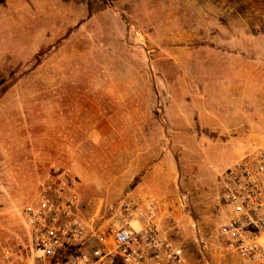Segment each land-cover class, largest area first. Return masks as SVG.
<instances>
[{"label":"rangeland","instance_id":"obj_1","mask_svg":"<svg viewBox=\"0 0 264 264\" xmlns=\"http://www.w3.org/2000/svg\"><path fill=\"white\" fill-rule=\"evenodd\" d=\"M261 104L264 0H0V244L40 264L23 212L56 162L79 179L86 222L148 196L187 264H236L219 177L264 145L227 127L246 122L241 105L264 121ZM114 105L136 124L72 150L59 138L75 111L91 123ZM79 145L86 163L67 165Z\"/></svg>","mask_w":264,"mask_h":264},{"label":"built area","instance_id":"obj_2","mask_svg":"<svg viewBox=\"0 0 264 264\" xmlns=\"http://www.w3.org/2000/svg\"><path fill=\"white\" fill-rule=\"evenodd\" d=\"M225 220L218 236L236 264H264V145L240 155L219 177ZM79 179L51 165L35 204L23 212L29 249L40 264H187L158 229L148 196L124 199L97 223L78 213ZM0 264H26L19 246L0 244Z\"/></svg>","mask_w":264,"mask_h":264},{"label":"crops","instance_id":"obj_3","mask_svg":"<svg viewBox=\"0 0 264 264\" xmlns=\"http://www.w3.org/2000/svg\"><path fill=\"white\" fill-rule=\"evenodd\" d=\"M115 104V102H114ZM250 108V107H249ZM246 109L242 105L240 107L235 108L233 116L236 118V116H241L244 121H246L243 125L242 124H235V120L232 121L230 119L231 124L227 127H234L235 129H238L237 131L241 133L242 135L248 134L246 136H240L242 139H248L253 140L255 139V133L260 134L264 133V121L257 118L254 119L253 116H250L248 111L250 109ZM229 109V108H227ZM230 109H233L232 107ZM253 109V107L251 108ZM256 112V111H255ZM98 117L95 121H92L91 123L88 121V117H83V111H75L74 115L72 117V121L68 124L69 127L65 129L64 135L59 137L60 139H65L66 141H71L70 144L66 143L67 147H70L71 150L76 148L75 144L77 139L80 137L82 138L83 135H85V138H100L102 140L107 139L109 133H115V124H136V114L127 111L124 115V119H121V109L120 106H113L110 110H105L102 108L101 110L97 111ZM249 114V115H248ZM263 115L264 114V105L261 104V110L255 113L256 115ZM232 118V116L230 117ZM94 124V129L90 130V124ZM251 134V135H250ZM110 137V136H109ZM78 148H80V151L74 152L72 154L73 158L70 161L65 160V163L67 165L73 164L76 168L82 167V160L83 157H85L86 154H84V151H82V147L79 145ZM86 160H83L84 163H86ZM51 165H59L58 163H52ZM50 165V166H51ZM50 168V167H49ZM87 169V168H86ZM49 170V169H48Z\"/></svg>","mask_w":264,"mask_h":264},{"label":"trees","instance_id":"obj_4","mask_svg":"<svg viewBox=\"0 0 264 264\" xmlns=\"http://www.w3.org/2000/svg\"><path fill=\"white\" fill-rule=\"evenodd\" d=\"M4 90H5V89H3L2 93L5 92Z\"/></svg>","mask_w":264,"mask_h":264}]
</instances>
